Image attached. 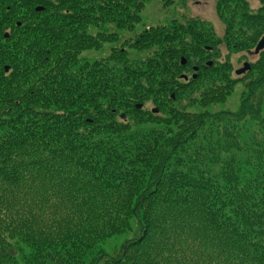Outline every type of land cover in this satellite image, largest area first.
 Instances as JSON below:
<instances>
[{
	"label": "trees",
	"instance_id": "obj_1",
	"mask_svg": "<svg viewBox=\"0 0 264 264\" xmlns=\"http://www.w3.org/2000/svg\"><path fill=\"white\" fill-rule=\"evenodd\" d=\"M145 1L66 0L28 14L0 0V264H84L99 244L130 230L135 238L96 264H264V144L250 145L256 158L229 161L217 178L202 165L198 138L205 127L235 130L249 120L264 135V51L247 71L258 73L237 113L206 106L232 90L225 80L240 78L205 62L203 48L214 44L192 26L146 29L133 46L158 48L134 65L115 47L111 59L125 58L123 70L111 59L81 63V51L103 47L88 26L132 22L131 32ZM234 9L226 8L229 31ZM256 28L259 40L264 23ZM189 33L197 47L185 44ZM190 55L201 62L197 78L185 81L178 74ZM203 87L204 112L173 110L167 127L129 132L131 111L157 118L144 113L149 97L164 105L174 101L169 94L179 101L192 90L194 100Z\"/></svg>",
	"mask_w": 264,
	"mask_h": 264
},
{
	"label": "rangeland",
	"instance_id": "obj_2",
	"mask_svg": "<svg viewBox=\"0 0 264 264\" xmlns=\"http://www.w3.org/2000/svg\"><path fill=\"white\" fill-rule=\"evenodd\" d=\"M60 1L63 3V1L66 0H41L36 6L34 4L33 8L43 7L44 10L48 5L55 6L60 4ZM227 7L237 9H234L235 11L232 13V16L235 15L234 21H236V23L230 31L228 28L227 16L231 18V14L228 13L227 15ZM243 13H247L249 16L255 17V19H244V16H242ZM263 18L264 0H146L142 6V13L140 14L141 22H137L134 30L131 32L128 31L127 27H130L132 22H126V24H128L127 26L121 22L126 27L121 29H119L117 23L100 25L98 28L88 26V32L97 37V42H100L103 47L97 52L94 48L83 50L81 51V54H79V59L82 64H85L88 61H108L111 57H113L111 55L113 54V49H115V47L117 49L125 47L123 49H125L126 52L125 57L128 61V65H134L137 62L153 58L155 51L158 48V46H152L151 48L143 46L136 48L133 46V39H136V36L139 34L144 33L146 29L167 27L174 23L178 26L184 27L185 29H189V27L192 26L195 28V33L200 41H202V38L205 37L212 40V44H214L213 46L215 49L212 50V52H208V50L205 49L206 46L203 48L205 49V53L203 54L205 62L216 63V68L222 69L223 71L224 69H228L229 72L231 70L230 73L233 79L240 78L237 80L239 81L238 83H230L225 80V83L223 84L228 85V87L230 85L232 90L227 89L225 95L221 98L215 99V102H206V106L213 114H215V112L237 113L241 108L242 94L246 90L248 81H250L249 78L251 76L253 77V75H257L256 73L258 72L252 73L250 77H248L250 74H247V77L244 79L241 78L242 76H238L235 72L236 70L243 68L244 64L247 62H249L251 66L253 63H256V57H252L248 53L249 51H255L254 47L257 46V43L262 37L261 36L259 40L258 38H255L257 34L256 26L257 24L260 27L263 25ZM8 31H10L11 34L14 33V29L10 28ZM14 37H16L15 34ZM105 39H108L109 41H104ZM126 40L127 42L124 44ZM185 41L187 42L185 44L189 46L190 49L191 47L198 46L196 41H194L193 35L190 33L189 35L187 34ZM253 41L256 42L253 43ZM2 43V45H7L4 40ZM251 43H253V49H250ZM187 57L190 65L187 69L180 70L178 74L179 79L184 75L188 76L189 79L192 78L195 73L193 69L197 66V61L199 63L201 62L200 58L196 59L194 55ZM109 63L110 66L116 67L119 71L126 67L124 66L125 58H122V60L119 61L111 59ZM220 63L228 65L226 67H222ZM208 77L204 80H207ZM209 78H211V76ZM218 78V75H216V78L214 76L209 80L210 83L208 82V84L211 85L212 82ZM164 79L162 81H164ZM142 82L143 85L146 86L145 79H143ZM128 89L131 88L128 87ZM199 89H193L198 90L192 95L194 100H191L190 98L192 90L180 94L179 101H177L174 93H172L168 95V99L169 97L174 96V101L171 102L169 99L164 105L161 104V102L156 103L154 101V96L149 97L147 101L143 102L145 109L144 113L147 114L152 112L153 109H157L159 110V113L156 114L157 118L151 119L148 116L142 114L137 115L135 112L131 111V116L126 119V123L129 125V132L165 128L170 124V114L173 110L181 111V109H184L191 114L204 112L205 105H202V100L204 98L202 99L201 95L205 88L203 87V89ZM157 90L158 88H155L156 92ZM261 106L263 111L262 115L264 116V97ZM138 117H140V119ZM117 120H120L119 116L117 117ZM210 135H219V137H221V139L219 138L220 143L215 145L216 142L214 137L211 140L205 137ZM235 135L236 138L232 139ZM201 137H205L203 141H201ZM198 138L200 139V143H203L205 147L202 151L204 156L202 165L204 168L207 167L210 174L212 176H216L217 178L220 177L219 175L223 171V167L228 165L231 160H234V163L245 162L248 159L253 161L256 157L252 154L251 151L253 150L249 148L250 145L252 146L255 143L264 144L262 129H260L256 122H251L250 120L238 123L235 125V130H233V128L230 129L217 126L214 130H209L208 127H205L200 132V136ZM223 144L228 146V148H223ZM214 145L216 146V149L211 147ZM133 238H135V233H133L132 230H130V232L122 233L116 237L108 238L99 244L95 251L86 255V262L84 264H96L99 257L102 255H114L118 253L122 245Z\"/></svg>",
	"mask_w": 264,
	"mask_h": 264
},
{
	"label": "water",
	"instance_id": "obj_3",
	"mask_svg": "<svg viewBox=\"0 0 264 264\" xmlns=\"http://www.w3.org/2000/svg\"><path fill=\"white\" fill-rule=\"evenodd\" d=\"M34 1H40V0H34ZM42 10H43V7H41V8H37V9H36L37 12H41ZM255 50H256L255 52H251L250 54H252V55H256V56H257L261 51L264 50V37H263V39L259 42V44L257 45V47H256ZM181 64L186 65V60H185V58H182V59H181ZM209 65H210V66H213V63H210ZM250 69H251V65H250V63L247 62V64H245L243 68L237 70L236 73H237L238 75H244V74H246L247 71H249ZM195 70L197 71L198 69L196 68ZM5 71L8 72V71H9V68H6ZM184 78H185L186 80H188V77H187V76H184ZM196 78H197V75L194 76V79H196ZM172 97H173V96H172ZM173 98H174V97H173ZM142 107H143V105H137V108H138V109H141ZM153 111H154V113H156V114L159 112V110H156V109L153 110ZM125 117H126V115H122V119H125Z\"/></svg>",
	"mask_w": 264,
	"mask_h": 264
},
{
	"label": "flooded vegetation",
	"instance_id": "obj_4",
	"mask_svg": "<svg viewBox=\"0 0 264 264\" xmlns=\"http://www.w3.org/2000/svg\"><path fill=\"white\" fill-rule=\"evenodd\" d=\"M13 1H16L17 4H19L20 8L26 9L28 11V14H29V10L31 11V9H32L34 4L36 6L37 4L40 3V2H37V1H33V0H13ZM212 50H213V48L211 50H208V52H212ZM5 67L6 66H3L2 68H5Z\"/></svg>",
	"mask_w": 264,
	"mask_h": 264
}]
</instances>
